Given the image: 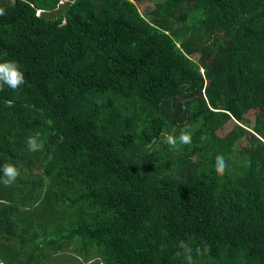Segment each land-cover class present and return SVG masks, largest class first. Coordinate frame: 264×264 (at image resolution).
<instances>
[{"label": "trees", "instance_id": "obj_1", "mask_svg": "<svg viewBox=\"0 0 264 264\" xmlns=\"http://www.w3.org/2000/svg\"><path fill=\"white\" fill-rule=\"evenodd\" d=\"M0 9V62L25 76L0 90V165L21 171L0 184V264H186L181 240L193 264H264V0Z\"/></svg>", "mask_w": 264, "mask_h": 264}, {"label": "clouds", "instance_id": "obj_2", "mask_svg": "<svg viewBox=\"0 0 264 264\" xmlns=\"http://www.w3.org/2000/svg\"><path fill=\"white\" fill-rule=\"evenodd\" d=\"M3 14V9H0V15ZM24 84V73L16 61L5 60L0 62V90H3V87L7 85L8 88L15 91ZM231 119L240 123V121L236 118L231 117ZM38 136L39 133L27 137L26 143L29 151L36 152L43 148V143L38 141ZM201 139L203 140L204 137L202 136ZM163 142L168 145L170 150L176 152L179 150L178 145L187 146L192 143V134L188 131H181L178 137L172 134H166ZM213 168L218 175L225 174L228 169V161L223 154H217L214 157ZM0 172H2V176H0V184L5 187L14 186L17 179L21 177L20 169L9 163L0 165ZM178 246L181 250H183V257L186 264H193L192 247L183 240L179 241ZM196 253L200 254L199 248L196 249ZM176 255L180 256L181 253L177 252Z\"/></svg>", "mask_w": 264, "mask_h": 264}, {"label": "rangeland", "instance_id": "obj_3", "mask_svg": "<svg viewBox=\"0 0 264 264\" xmlns=\"http://www.w3.org/2000/svg\"><path fill=\"white\" fill-rule=\"evenodd\" d=\"M147 3H150V1H146V2H140L138 3V7L140 10H142V8L145 6V4ZM224 43H226L227 41H230V42H233L234 41V37H229L227 40H223ZM200 69V68H199ZM256 107H250L248 108L245 112H243V114H241L237 120H239L241 123H244V124H249L252 120H253V116H254V111H255ZM231 126V123L230 122H227L223 125L222 128H227ZM221 128V129H222ZM239 143V142H235L234 146H236V144ZM240 143H242V141H240ZM70 253L71 250L69 249H66V250H63V251H57L54 255L56 257H64V256H70Z\"/></svg>", "mask_w": 264, "mask_h": 264}]
</instances>
